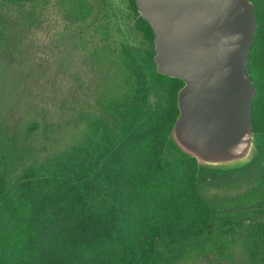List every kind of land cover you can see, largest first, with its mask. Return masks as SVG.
<instances>
[{"label": "trees", "instance_id": "1", "mask_svg": "<svg viewBox=\"0 0 264 264\" xmlns=\"http://www.w3.org/2000/svg\"><path fill=\"white\" fill-rule=\"evenodd\" d=\"M251 1L259 156L264 0ZM128 3L145 49L108 0H0V264H264V176L204 188L205 170L257 157L210 169L179 143L184 82L157 73L153 29ZM46 33L66 78L46 66Z\"/></svg>", "mask_w": 264, "mask_h": 264}, {"label": "water", "instance_id": "2", "mask_svg": "<svg viewBox=\"0 0 264 264\" xmlns=\"http://www.w3.org/2000/svg\"><path fill=\"white\" fill-rule=\"evenodd\" d=\"M154 32L156 71L179 78L175 136L203 166L233 170L257 156L249 59L251 0H135Z\"/></svg>", "mask_w": 264, "mask_h": 264}, {"label": "rangeland", "instance_id": "3", "mask_svg": "<svg viewBox=\"0 0 264 264\" xmlns=\"http://www.w3.org/2000/svg\"><path fill=\"white\" fill-rule=\"evenodd\" d=\"M110 4L114 7V9L117 11L119 19H120V25L125 33V41L126 43L135 48H141L145 49L148 47L149 42L144 38L143 34L136 28V22L138 21L139 16L136 14L134 10L131 9L128 0H108ZM50 36L52 35L51 31H48ZM49 35L46 33V38L44 36V39L46 40L47 45L49 48H47V54L48 56H45V53H41L43 57L46 59L45 63L46 66L50 67L51 70L54 71V74L58 72L60 77L66 78V73L62 71H57L59 69V66L55 64L56 57L52 56V53L50 52V48L52 47V44L49 38H47ZM41 57V56H39ZM40 59V58H39ZM49 87L54 83V80L51 79L50 81L45 82ZM86 92V90H84ZM84 92V93H85ZM260 155L257 156V159L247 168L242 170H237L233 172H229V174H223L221 171H213V170H205L207 173H205L206 177L214 181V184H217L215 186H209L205 185V189H208L211 194L219 193V194H236L239 192H244L253 186H256L257 182L264 176V143H261L259 146ZM185 264H228L219 262L216 260H209V259H197L194 261H190ZM236 264V263H235Z\"/></svg>", "mask_w": 264, "mask_h": 264}]
</instances>
